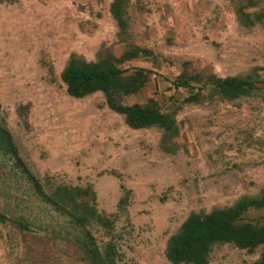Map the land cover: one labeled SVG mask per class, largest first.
Returning a JSON list of instances; mask_svg holds the SVG:
<instances>
[{
  "label": "rangeland",
  "instance_id": "rangeland-1",
  "mask_svg": "<svg viewBox=\"0 0 264 264\" xmlns=\"http://www.w3.org/2000/svg\"><path fill=\"white\" fill-rule=\"evenodd\" d=\"M112 2H0V122L41 179L93 188L99 211L115 219L123 263L171 264L168 240L191 213L264 189V91L180 108L188 93L171 89L170 81L184 63L191 73L223 78L264 68V21L239 22L236 9L246 0H130L129 41L149 51L131 65L157 75L127 102L154 98L165 110L178 108L181 132L165 150L157 128H129L102 93L72 98L61 79L73 53L93 61L104 47L124 51ZM246 12L263 13L264 0ZM26 105L28 111L20 110ZM125 191L129 204L121 210ZM0 212L6 213L1 197ZM260 216L264 210L249 213ZM258 258L224 244L213 248L210 264ZM0 264L83 263L66 245L37 240L8 222L0 223Z\"/></svg>",
  "mask_w": 264,
  "mask_h": 264
},
{
  "label": "trees",
  "instance_id": "trees-1",
  "mask_svg": "<svg viewBox=\"0 0 264 264\" xmlns=\"http://www.w3.org/2000/svg\"><path fill=\"white\" fill-rule=\"evenodd\" d=\"M16 0H0L15 2ZM236 9L239 22L253 27L264 21V12L250 14L246 0ZM130 0H113L110 12L119 27L120 54L102 48L97 59L89 61L77 53L71 54L61 73L67 93L84 99L97 93L105 97L108 108L123 116L133 130L157 128L162 132L161 148L167 149L180 135L178 108L165 110L150 98L128 103L151 82L155 71L131 64L149 54L147 49L129 41ZM185 69L170 81L171 89L184 90L188 96L179 104H201L215 97L235 101L256 91H264V78L256 68L247 76L219 77L216 74ZM28 111L29 105L20 107ZM23 116V115H22ZM25 117V116H23ZM119 208L129 204L130 191H125ZM0 197L6 213L0 212V223L11 222L22 233L37 240L60 242L70 248L83 264H126L117 243L115 219L99 211L97 195L92 187L57 184L41 179L21 155L9 128L0 122ZM264 210V189L258 195L241 196L230 206L216 207L210 212H193L167 243L166 258L171 264H210V255L217 245L230 244L249 254H259L251 264H264V216L250 218L252 211ZM102 232L99 239L96 231Z\"/></svg>",
  "mask_w": 264,
  "mask_h": 264
},
{
  "label": "crops",
  "instance_id": "crops-1",
  "mask_svg": "<svg viewBox=\"0 0 264 264\" xmlns=\"http://www.w3.org/2000/svg\"><path fill=\"white\" fill-rule=\"evenodd\" d=\"M263 168H264V166H262V167L260 166V169H263Z\"/></svg>",
  "mask_w": 264,
  "mask_h": 264
}]
</instances>
